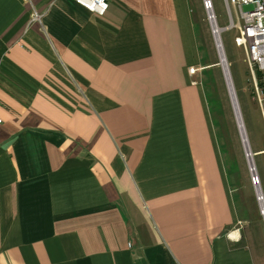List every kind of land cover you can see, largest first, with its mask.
<instances>
[{"label": "crops", "instance_id": "obj_1", "mask_svg": "<svg viewBox=\"0 0 264 264\" xmlns=\"http://www.w3.org/2000/svg\"><path fill=\"white\" fill-rule=\"evenodd\" d=\"M108 1L0 0V264H264L192 0Z\"/></svg>", "mask_w": 264, "mask_h": 264}, {"label": "rangeland", "instance_id": "obj_2", "mask_svg": "<svg viewBox=\"0 0 264 264\" xmlns=\"http://www.w3.org/2000/svg\"><path fill=\"white\" fill-rule=\"evenodd\" d=\"M211 1L217 20L216 22H218V26L224 27L223 29L219 27V29H221L223 48L225 49L228 59L227 62L230 66L249 144L254 151L255 167L257 175L260 178V186H262L264 193V119L253 90L244 48L237 45L235 42L237 29L227 26L231 23L232 17L237 19L235 8L234 5L229 4L227 0ZM192 3L200 51L205 65L201 71L198 70L200 71L198 75L205 85L206 90L211 86L216 95V97H210V95L207 94L206 97L210 109L214 112L215 122H218V118L220 121V126L216 129H220L222 134V137L219 136V140L225 146L226 152L223 153L225 161L226 157L227 159L229 157L230 160L235 162V171L231 176V187L233 189L235 204L238 205V211L241 217L249 218L247 222L243 220L245 225H259L264 222V212H262L260 201L257 197L256 184L252 180L253 176L257 175L253 174L248 164L236 115L231 103L224 73L219 62L220 55L206 2L205 0H192ZM250 8H253L252 3L244 4V9ZM230 12H232L233 15H231ZM193 73L197 74V71ZM66 79L69 80V78ZM216 103L219 104V107H217L219 111L218 114H216L214 110ZM232 228L234 227H231V229Z\"/></svg>", "mask_w": 264, "mask_h": 264}, {"label": "built area", "instance_id": "obj_3", "mask_svg": "<svg viewBox=\"0 0 264 264\" xmlns=\"http://www.w3.org/2000/svg\"><path fill=\"white\" fill-rule=\"evenodd\" d=\"M89 9L98 13H105L109 7L108 0H77ZM233 4L237 19L232 17V21L227 26L237 29L235 42L242 46L245 51V59L248 63L251 81L255 97L258 100L260 110L264 119V0H227ZM206 6L209 4L205 0ZM245 3H252L253 8L244 9ZM210 6L212 1L210 0ZM34 18H39V11L33 12ZM233 15L232 12H230ZM198 67L190 66L191 73L196 72ZM1 121V117H0ZM255 174V173H253ZM257 175V173H256ZM253 182H260L259 176H253Z\"/></svg>", "mask_w": 264, "mask_h": 264}, {"label": "water", "instance_id": "obj_4", "mask_svg": "<svg viewBox=\"0 0 264 264\" xmlns=\"http://www.w3.org/2000/svg\"><path fill=\"white\" fill-rule=\"evenodd\" d=\"M207 2L209 3L207 5L209 17L210 18L211 17H215L213 9L209 10L210 0H207ZM213 25L214 24L211 22L212 30H213V33H214V37H215L217 48H218L219 55H220V61L219 62L221 64V67H222V70H223V73H224L226 85H227V88H228V91H229V95H230V99H231V103H232V106H233V109H234V112H235V115H236V119H237L239 131H240V134H241V138H242V141H243V145H244L245 153H246V156H247L248 164H249V166L251 168V171L256 174L257 170L254 169V167H255V161H254V155H253L254 151L252 150L251 145L249 144V139L247 137L246 126H245V124L243 122L242 111L240 110L239 100H238L237 92H236V89H235L234 81H233V78H232L230 66H228V64H227V60L228 59H227V56H226V52H225V49H224L223 54H221L220 48H219V46L220 45L222 46V44H223L222 37H221V32H219V27L221 29H223L224 27L218 26L216 22H215L216 26H213ZM237 112H239L240 117L237 114ZM256 192H257V197H258L259 201H260L261 198H264V193H263V190H262V186H259V187L256 186ZM260 205H261V202H260ZM262 212H264V211L262 210Z\"/></svg>", "mask_w": 264, "mask_h": 264}, {"label": "trees", "instance_id": "obj_5", "mask_svg": "<svg viewBox=\"0 0 264 264\" xmlns=\"http://www.w3.org/2000/svg\"><path fill=\"white\" fill-rule=\"evenodd\" d=\"M206 91H207V94L210 95V97H213V96L216 97L215 92H214V90L212 89L211 86H210V88L207 89ZM216 105H218V106H216ZM216 107H219V104H218V103L215 104V108H216ZM217 125L220 126V122H219V121H218ZM219 135L222 137V134H221V132H220V129H219ZM224 150H225V146H224ZM225 151H226V150H225ZM234 163H235V162H233L232 160H230V158L228 157V159H227V165H228V171H229V176H230V178H231L233 172L235 171ZM237 200H238V196H237Z\"/></svg>", "mask_w": 264, "mask_h": 264}, {"label": "bare ground", "instance_id": "obj_6", "mask_svg": "<svg viewBox=\"0 0 264 264\" xmlns=\"http://www.w3.org/2000/svg\"><path fill=\"white\" fill-rule=\"evenodd\" d=\"M211 9H213V4H212V6L209 7V10H211ZM209 18H210V17H209ZM210 19H211V22L214 24L213 26H216V25H215V22L217 21V20H216V17H211ZM216 23H217V25H218V22H216ZM220 31H221V29H219V32H220ZM219 48H220V52H221V54H223V51H224L223 44H222V46L220 45ZM227 64H228V62H227ZM228 66H229V65H228ZM237 114L239 115V112H237ZM239 117H240V115H239ZM255 166H256V165H255ZM254 169H256V167H254ZM260 184H261L260 182H257V183H256V186L259 187ZM260 202H261V206H262L261 208H262V210L264 211V198H261V199H260Z\"/></svg>", "mask_w": 264, "mask_h": 264}]
</instances>
